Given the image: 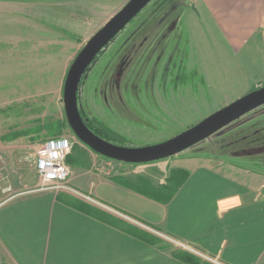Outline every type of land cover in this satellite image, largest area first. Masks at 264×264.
Segmentation results:
<instances>
[{
    "label": "rangeland",
    "instance_id": "374dc122",
    "mask_svg": "<svg viewBox=\"0 0 264 264\" xmlns=\"http://www.w3.org/2000/svg\"><path fill=\"white\" fill-rule=\"evenodd\" d=\"M128 1L0 0V204L42 186L35 159L46 140L69 138L71 156L84 147L67 122L65 79L87 41ZM240 41L228 44L193 0H153L90 65L79 107L118 134V144L166 141L264 87V29ZM178 155L264 171V105ZM149 232L162 247L188 252Z\"/></svg>",
    "mask_w": 264,
    "mask_h": 264
},
{
    "label": "crops",
    "instance_id": "0c3cea01",
    "mask_svg": "<svg viewBox=\"0 0 264 264\" xmlns=\"http://www.w3.org/2000/svg\"><path fill=\"white\" fill-rule=\"evenodd\" d=\"M193 4L230 45H243L240 40L264 29V0ZM82 146L67 159L70 185L129 218L112 215L223 264H264V171L199 155L124 163ZM71 200L83 201L47 190L0 204V264H189L171 248L147 243Z\"/></svg>",
    "mask_w": 264,
    "mask_h": 264
},
{
    "label": "water",
    "instance_id": "95a60500",
    "mask_svg": "<svg viewBox=\"0 0 264 264\" xmlns=\"http://www.w3.org/2000/svg\"><path fill=\"white\" fill-rule=\"evenodd\" d=\"M153 0H129L84 45L72 62L64 84L67 121L76 137L97 154L132 164L170 158L206 139L234 120L264 105V87L253 90L212 113L198 124L157 144L129 147L109 142L94 133L85 123L79 107L82 79L102 50Z\"/></svg>",
    "mask_w": 264,
    "mask_h": 264
},
{
    "label": "built area",
    "instance_id": "2783aa9c",
    "mask_svg": "<svg viewBox=\"0 0 264 264\" xmlns=\"http://www.w3.org/2000/svg\"><path fill=\"white\" fill-rule=\"evenodd\" d=\"M73 143L67 137H53L46 140L37 150L36 159H35V169L37 171V175L39 179L42 181V186L37 189L38 191H68L78 195H81L92 202H95L105 209H109L110 211L116 213L117 215L124 216V218H129L114 209H111L102 203L97 202L90 197L83 195L82 193H78L74 190L71 186L67 185V180L70 176V167L67 163V159L69 154L72 152ZM264 190V186H263ZM131 220V219H129ZM132 222L142 226L145 229L150 230L153 233L158 234L159 236L172 241L176 244L181 245V247L185 248L186 250H191L190 246L178 241L177 239L170 237L168 235L159 233L154 231L150 227L144 225L143 223L137 222L135 220H131ZM194 250V249H192ZM202 257L205 260H208L214 264H223L214 258L208 257L203 253H199L198 251L193 252L195 254Z\"/></svg>",
    "mask_w": 264,
    "mask_h": 264
},
{
    "label": "trees",
    "instance_id": "16d2710c",
    "mask_svg": "<svg viewBox=\"0 0 264 264\" xmlns=\"http://www.w3.org/2000/svg\"><path fill=\"white\" fill-rule=\"evenodd\" d=\"M82 117H83L85 123L87 124V126L91 130H93L94 133H96L99 137H101V138H103L109 142L118 144L117 142L120 141L121 138H119L118 134H116L113 130L109 129L107 126H105L101 121H99L96 118H92V119L88 120L83 115H82ZM118 145H121V144H118ZM123 146H125V145H123ZM71 204L74 205L77 209H79V210H81V211H83L89 215H92V216H94L98 219H101L103 221L110 222L111 224H114L116 226L122 227L126 231H128L131 234L139 237L140 239H142L143 241H145L147 243H150L152 245L161 246L160 245L162 242L161 239L158 238L157 236H155L154 234H152L149 231H146L144 229H141L140 227H138L136 225L130 224V223L108 213L107 211H105L103 209L97 208L93 205H90L89 203H87L85 201H80V200H71ZM173 253L177 258H179L182 261L187 262L189 264H209V263H202L201 260L192 253H188L185 251H174Z\"/></svg>",
    "mask_w": 264,
    "mask_h": 264
},
{
    "label": "flooded vegetation",
    "instance_id": "af4514ba",
    "mask_svg": "<svg viewBox=\"0 0 264 264\" xmlns=\"http://www.w3.org/2000/svg\"><path fill=\"white\" fill-rule=\"evenodd\" d=\"M98 56H99V55H98ZM98 56H97V57H98ZM97 57H96V58H97ZM89 67H90V66H89ZM88 69H89V68H88ZM88 69H87V70H88ZM86 72H87V71H86ZM81 83H82V82H81ZM80 111H81V115H83L86 119L90 120V118L86 117L85 113L82 111L81 108H80ZM90 125H91V124H90ZM71 130H72V129H71ZM92 131H93V130H92ZM72 132H73V130H72ZM93 132H94V131H93ZM73 133H74V132H73ZM75 136H76V135H75Z\"/></svg>",
    "mask_w": 264,
    "mask_h": 264
}]
</instances>
